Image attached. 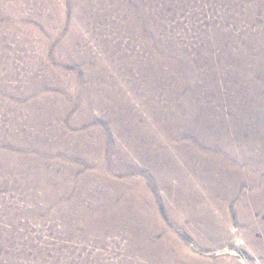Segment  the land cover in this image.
<instances>
[{"label":"bare ground","instance_id":"6f19581e","mask_svg":"<svg viewBox=\"0 0 264 264\" xmlns=\"http://www.w3.org/2000/svg\"><path fill=\"white\" fill-rule=\"evenodd\" d=\"M70 2L76 17L84 16L79 10L92 11L91 20H100L94 12L100 0ZM256 7L263 13L257 29L261 31L247 46L232 33L226 37L215 29L203 45L188 52L175 44L177 39L159 37V30L146 35L132 18L131 53L118 52L123 60L107 62L94 58L85 45L87 38L76 30L65 36L57 49V62H46L47 66L43 62L45 79L29 77L25 93L38 95L18 122L27 127L34 122L35 129L41 130L33 135L45 158L33 160L31 169L23 173L29 172L28 186L47 187L48 194L38 193L33 200L46 199L45 207L53 205L56 215L69 223L68 230L79 224L102 236L125 237L127 251L162 262L175 258L194 263L163 214L201 240H219L231 233L222 219H230L232 206L239 224L248 223L253 229L261 225L264 230L256 217L264 215V0ZM125 11L131 16L129 8ZM47 24L51 38L44 42L49 44L60 36L64 24L53 31ZM137 42L151 58L132 53ZM115 43L100 45L109 59L117 50ZM61 58L70 62L58 61ZM54 85L57 91H46ZM74 108L78 114L67 122L66 113ZM97 118L102 126L75 132ZM47 125L51 127L46 129ZM104 127L117 136V142L110 144L113 172L107 167ZM27 133L22 138H28ZM61 152L66 157L55 161L53 155ZM136 161L143 170L132 165ZM167 163L168 167L160 166ZM84 165L88 167L83 172ZM133 169L151 173L155 187L144 177H120Z\"/></svg>","mask_w":264,"mask_h":264},{"label":"rangeland","instance_id":"374dc122","mask_svg":"<svg viewBox=\"0 0 264 264\" xmlns=\"http://www.w3.org/2000/svg\"><path fill=\"white\" fill-rule=\"evenodd\" d=\"M70 1L0 0V264H188L185 260L178 261L175 258L162 262L156 257H142L130 253L127 251L128 239L122 236H102L98 232H89L79 224L68 230L69 223L56 215L53 205L45 207L46 199L42 196V201L33 200L38 193L39 196L48 194V188H40L39 185L28 186L29 172L23 173V170L31 169L29 165H33V160L35 162L45 158V153L40 150L42 147L33 135L35 131L40 130L35 129L37 124L32 122L33 126L29 124V127L18 125L20 117L23 118V114L27 112L29 102L38 95L25 93L26 88H30L28 79L33 75L37 80L45 79L43 62L46 66V62H57L58 46L74 30L87 38L85 45L94 58H103L107 62L114 59L123 60L122 57L119 59V53H131L128 47L133 38L128 33L132 29L129 27L132 18L141 29L144 28L146 35L159 30V37L168 35L169 38H174L173 40L177 39L175 44L185 47L187 51L198 49L203 45L205 38L212 36L215 29L225 32L226 37L228 33H232L243 46H247L250 38L261 31L257 29L263 21V13L257 10L256 6L263 0H100V6L94 11L100 19L98 22L91 20L94 17L92 11L83 14V11L79 10V14L84 16L81 19L76 17L74 14L77 11ZM127 8L130 9L132 17L127 15ZM250 11L253 12L252 15L248 14ZM250 17L254 18L253 23L249 21ZM47 23L52 24V31L57 30V25L64 24L60 36L49 44L44 42L51 38ZM103 42L105 45L116 42L114 45L118 46L110 59L108 52L101 48ZM218 51L216 49L214 52ZM133 52L144 58H151V54L144 52L139 42ZM58 61L70 62L63 61L62 58ZM67 67L71 69L72 65ZM45 89L47 92L58 90L56 85ZM66 114L69 117H66L68 122L72 116L78 114L77 109L74 108ZM101 124H104L103 121L97 118L88 125H79L75 132L77 129L80 130L78 132L95 129L102 126ZM50 127L47 125L46 129ZM104 130L108 138L105 147L109 156L107 167L113 172L110 144L117 142V136L108 127H104ZM26 133L28 138H22ZM48 139L47 142L52 141L51 138ZM162 145L166 147L165 144ZM63 155L65 154L62 152L53 155L54 160L65 158ZM16 161L19 162L16 164ZM75 162L78 164L82 161ZM136 163L133 162L132 165L143 170L140 162ZM160 166L168 167V163ZM85 167L88 166L84 165L83 172ZM141 170L133 169V172H127L125 176L120 177L129 180L144 177L147 184L154 186L152 174H144ZM153 190L157 192L156 188ZM229 209L230 219L222 221L224 224L227 221L225 225H230L231 233L219 240L205 237L202 241L193 235L187 226L177 228V224L165 214L163 220L169 230L183 241L184 246L186 245L190 256L194 258L193 264H264V230L261 225L253 229L248 223L239 224L236 206ZM256 217L264 225V215L258 214ZM252 231L254 235L251 239L248 235ZM173 254H177V251L174 250Z\"/></svg>","mask_w":264,"mask_h":264}]
</instances>
